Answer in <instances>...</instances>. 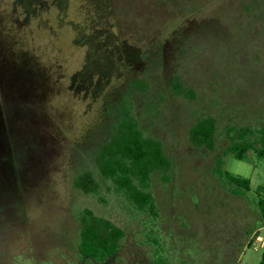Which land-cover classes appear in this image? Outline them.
I'll use <instances>...</instances> for the list:
<instances>
[{
    "label": "rangeland",
    "instance_id": "rangeland-1",
    "mask_svg": "<svg viewBox=\"0 0 264 264\" xmlns=\"http://www.w3.org/2000/svg\"><path fill=\"white\" fill-rule=\"evenodd\" d=\"M121 104L170 161L150 178L157 216L95 164ZM207 116L212 149L189 139ZM240 127L264 129V0H0V264H260L264 162L223 155ZM83 209L124 231L106 262L81 260Z\"/></svg>",
    "mask_w": 264,
    "mask_h": 264
},
{
    "label": "trees",
    "instance_id": "trees-1",
    "mask_svg": "<svg viewBox=\"0 0 264 264\" xmlns=\"http://www.w3.org/2000/svg\"><path fill=\"white\" fill-rule=\"evenodd\" d=\"M172 88L177 94L183 93L178 82L174 83ZM111 114L116 119L112 133L95 153L98 172L103 179L109 180L136 210L157 216L156 204L150 190V178L155 171H167L170 161L160 141L142 134L130 107L121 104ZM215 131V119L211 116L203 117L190 127V142L196 147L212 149ZM227 135L231 142L224 149V156L231 155L237 160H243L248 152H252L255 158L264 162V129L232 128L228 130ZM215 172L234 186V193L250 191V180L224 169L221 158L217 159ZM74 184L85 192H93L97 188V183L89 172L77 175ZM261 191H264V188L257 186V206L264 223V198L260 195ZM79 219L80 256L98 261H105L114 256L124 236L123 229L90 209H83ZM257 237L258 233L254 232L250 241L254 242ZM263 260L264 252L260 264H263Z\"/></svg>",
    "mask_w": 264,
    "mask_h": 264
},
{
    "label": "flooded vegetation",
    "instance_id": "flooded-vegetation-1",
    "mask_svg": "<svg viewBox=\"0 0 264 264\" xmlns=\"http://www.w3.org/2000/svg\"><path fill=\"white\" fill-rule=\"evenodd\" d=\"M108 259H109V258H108ZM108 259H107V260H108ZM81 260H82V261H92V262H97V263H103V262H106V261H107V260H105V261H98V260H94V259H84V258H82V257H81Z\"/></svg>",
    "mask_w": 264,
    "mask_h": 264
},
{
    "label": "built area",
    "instance_id": "built-area-1",
    "mask_svg": "<svg viewBox=\"0 0 264 264\" xmlns=\"http://www.w3.org/2000/svg\"><path fill=\"white\" fill-rule=\"evenodd\" d=\"M263 230H264V227H263Z\"/></svg>",
    "mask_w": 264,
    "mask_h": 264
}]
</instances>
